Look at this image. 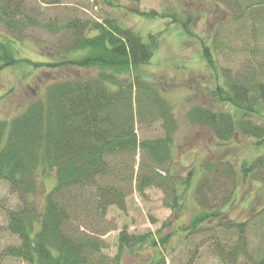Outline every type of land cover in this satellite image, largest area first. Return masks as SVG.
<instances>
[{
    "label": "rangeland",
    "instance_id": "obj_1",
    "mask_svg": "<svg viewBox=\"0 0 264 264\" xmlns=\"http://www.w3.org/2000/svg\"><path fill=\"white\" fill-rule=\"evenodd\" d=\"M255 1L237 0L241 7L236 8L218 0H21V13L36 25L16 32L0 21V36L11 41L15 55L37 62L59 59L71 43V32L65 26L73 20L95 23L114 19L144 41L156 43L151 59L132 73L148 87L144 93L138 88L132 92L133 111L139 100L133 130L138 142L163 136L161 105L159 108L152 103L154 91L158 99L166 102L176 127L173 157L166 170L170 181L175 183L176 195H182V200L178 201L180 209L173 210L169 192L153 186L138 191L137 180L149 168L140 149L115 158V173L119 175L114 177V182L127 193L124 208L110 206L103 219L88 215L87 229L105 232L100 239L103 253L110 257L116 254L122 231L141 235L160 230L159 235L165 238L164 245L157 248L126 252L122 264H152L159 252L164 256L161 264H264V183L251 176L238 177L233 200L221 209V219L206 221L203 230H183L194 215L219 206V194L208 199L209 205L201 206L199 195L193 191L202 175L200 169L207 161L224 162L221 168L232 165L237 174L243 162L264 156V144L254 149L253 140L242 137L222 144L208 128L189 124L185 117L193 105L215 111L232 110L234 107L217 103L213 91L219 85L225 86V81L242 76L246 70L256 81L264 83V5H251ZM204 47H208L214 66L205 61ZM97 73V69L57 66L7 67L0 71V121L19 115L41 97L51 82L77 76L94 78ZM131 79L121 78L124 83ZM251 119L259 123L258 118ZM157 171L165 175L164 171ZM258 173L260 177L264 174L262 170ZM189 177L190 188L184 190L182 182ZM47 183L48 180L40 182V187ZM18 206L16 193L0 181V264H25L5 255L7 247L20 244L18 237L7 229V214ZM239 224L241 232L237 228ZM240 240L244 250L236 246ZM234 248L237 256L228 257L226 253Z\"/></svg>",
    "mask_w": 264,
    "mask_h": 264
},
{
    "label": "trees",
    "instance_id": "obj_2",
    "mask_svg": "<svg viewBox=\"0 0 264 264\" xmlns=\"http://www.w3.org/2000/svg\"><path fill=\"white\" fill-rule=\"evenodd\" d=\"M20 1L0 0V21L8 30L21 32L36 25L33 19L21 13ZM218 2L241 7L237 0ZM251 5L263 6L264 0H256ZM112 20L67 23L65 28L71 32L72 40L55 62L19 57L11 41L0 36V71L20 64L35 69L57 66L98 70L94 78L77 76L51 82L45 86L41 97L19 115L0 121V181L6 182L19 199V206L7 214V229L18 237L20 244L7 247L5 255L25 264H122L126 252L164 245L160 230L141 235L122 231L116 254L110 257L103 253L100 239L105 232L87 229L88 215L92 219H103L110 206L124 208L127 193L114 182L119 175L114 167L118 155L140 149L149 168L137 180L138 191L151 186L160 188L172 195L171 208L180 209L178 201L182 200V195H176L175 183L170 181L166 170L173 157L176 127L166 102L158 99L154 91L152 103L159 108L161 105L163 136L138 142L133 130L139 100L136 98L133 111L132 92L138 88L144 93L148 87L132 73L151 59L156 43L144 41L133 30L122 28ZM203 50L207 64L214 66L208 47ZM130 77L127 83L121 80ZM224 84L217 86L213 96L220 105L234 108L215 111L193 105L185 114L188 123L208 128L222 144L242 137L253 140L254 149L260 148L264 144V83L256 81L246 70L242 76ZM251 117L258 118L259 123ZM222 164L224 162L207 161L193 186L201 206L209 205L208 199L219 194L218 208L200 211L183 230H203L206 221L221 219V209L233 200L238 177L251 176L264 183V174L260 177L258 173L259 170L264 172V156L243 162L237 174L232 165L221 168ZM122 177L127 181L126 176ZM44 180H48L47 186L41 188L40 182ZM191 182L190 177L182 182L184 190L190 188ZM237 228H241L240 224ZM236 246L239 249L244 244L240 240ZM236 253L234 248L226 255L236 257ZM162 254L159 252L152 264H161Z\"/></svg>",
    "mask_w": 264,
    "mask_h": 264
}]
</instances>
